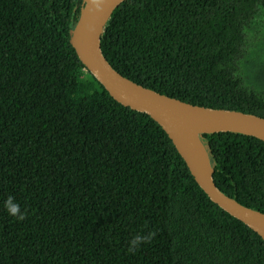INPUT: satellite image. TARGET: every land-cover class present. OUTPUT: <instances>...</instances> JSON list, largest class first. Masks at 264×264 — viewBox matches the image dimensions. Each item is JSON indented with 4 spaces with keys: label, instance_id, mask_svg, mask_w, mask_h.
<instances>
[{
    "label": "trees",
    "instance_id": "1",
    "mask_svg": "<svg viewBox=\"0 0 264 264\" xmlns=\"http://www.w3.org/2000/svg\"><path fill=\"white\" fill-rule=\"evenodd\" d=\"M82 4L0 0V264H264V239L165 130L86 69L70 42ZM101 44L139 84L264 117V0H125ZM201 138L217 186L264 212V141ZM137 234L151 238L129 251Z\"/></svg>",
    "mask_w": 264,
    "mask_h": 264
},
{
    "label": "water",
    "instance_id": "2",
    "mask_svg": "<svg viewBox=\"0 0 264 264\" xmlns=\"http://www.w3.org/2000/svg\"><path fill=\"white\" fill-rule=\"evenodd\" d=\"M125 0H83L70 42L86 69L119 103L146 113L168 134L191 174L209 198L264 239V212L224 193L202 134L235 132L264 141V117L236 109L193 104L139 84L117 71L104 55L101 39L112 13Z\"/></svg>",
    "mask_w": 264,
    "mask_h": 264
},
{
    "label": "clouds",
    "instance_id": "3",
    "mask_svg": "<svg viewBox=\"0 0 264 264\" xmlns=\"http://www.w3.org/2000/svg\"><path fill=\"white\" fill-rule=\"evenodd\" d=\"M11 198L9 202H6V209L9 212V215L16 216L19 211V205L18 204H11ZM18 218H23V214H21ZM151 234L149 235H140L137 234L132 237V239L129 241L130 247L129 251H133L135 248L139 247L142 243H146L150 240Z\"/></svg>",
    "mask_w": 264,
    "mask_h": 264
}]
</instances>
